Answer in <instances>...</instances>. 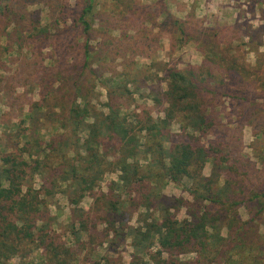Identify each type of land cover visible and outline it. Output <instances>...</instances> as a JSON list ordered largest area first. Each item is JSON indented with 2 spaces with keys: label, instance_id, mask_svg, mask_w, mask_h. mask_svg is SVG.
<instances>
[{
  "label": "trees",
  "instance_id": "trees-1",
  "mask_svg": "<svg viewBox=\"0 0 264 264\" xmlns=\"http://www.w3.org/2000/svg\"><path fill=\"white\" fill-rule=\"evenodd\" d=\"M68 2L0 0V28L3 22L6 27L12 25L8 32L0 29V39H5L0 50L5 54L17 46L38 56L48 46L53 52L61 51L64 58L73 52L72 64L67 65L60 55L54 61L57 66L47 67L64 71L65 78L46 81L39 75L47 70L42 64L36 70V85L47 89L71 81L75 96L65 114L50 112L51 117L44 114L37 120L52 121L53 129H61L58 138L44 143L39 133L47 127L37 128L35 121L29 134L19 135L26 137L29 148H17L0 158V264L23 256L24 247L30 244L42 251L37 264L75 261L78 254L66 248L51 229L55 221L48 207L57 191L75 206L66 229L75 237L76 246L84 249L93 246L94 236H99L93 226L103 224L102 241L109 248L116 249L130 239L128 264H149L143 256L153 264H175L176 257L187 254H194L188 264H264V233L260 232L264 225V156L258 149L255 162L243 154L241 134L248 106L255 105L249 91L264 93V71L248 65L231 44L220 41L218 32L223 30L203 28L189 22L190 16L174 18L165 8L168 0L152 6L134 0ZM35 5L47 10L44 26L29 10ZM105 5L108 10L103 9ZM159 36L167 38L172 49L192 43L202 57L199 66L178 70L167 64L161 68L166 84L160 94L162 118L137 114L135 122L129 121L111 92L104 104L107 113L87 101L82 87L92 57L98 60L102 55L99 60L105 65L121 59V66L130 63L127 57L132 53L150 58ZM258 97L264 99L263 94ZM33 105L38 113L45 107ZM224 116L230 118L223 123ZM173 124L179 126V134L171 132ZM34 151L38 159L29 164L23 156L33 157ZM141 157L149 159L147 164H140ZM206 163L211 166L209 176L203 175ZM111 172L118 173L117 182L109 184L107 193L96 194L99 181ZM35 176L42 181L38 190L33 187ZM184 179L190 181L186 189L190 201L162 197L159 190L166 181L181 185ZM116 189L136 196L129 207L144 208L145 212H136V227L124 223L126 203L115 199ZM85 196L93 199L90 211L79 208ZM181 208L187 218L178 220L176 212ZM240 209H245L246 220ZM81 233L87 234L88 242L80 241ZM110 233L112 239H108ZM155 244L158 248L151 253ZM111 262L105 260V264Z\"/></svg>",
  "mask_w": 264,
  "mask_h": 264
},
{
  "label": "rangeland",
  "instance_id": "rangeland-1",
  "mask_svg": "<svg viewBox=\"0 0 264 264\" xmlns=\"http://www.w3.org/2000/svg\"><path fill=\"white\" fill-rule=\"evenodd\" d=\"M134 1L142 6H152L158 0ZM68 3L73 4L74 0H69ZM207 3L204 0H179V2L177 0H168L165 8L168 12L170 10L173 12V14L170 13L174 18L184 20L190 16L189 22L200 24L203 28L223 30L222 33L218 32L219 40L231 44L239 58L243 59L248 65L251 67L257 66L264 71V0H220L219 2L217 1L216 5ZM223 7L228 8L229 11L225 12V8L221 10L220 8ZM103 9L108 10V5H105ZM29 10L39 16L42 26L47 23V10L42 5L32 6ZM183 11L185 12L183 15L179 14L183 13ZM229 12H232L233 15L230 18L228 17ZM225 14L228 15L226 16ZM163 18L164 16L160 17L158 21ZM6 24L3 22L0 29L2 31L7 29L8 32L12 29V25L6 27ZM146 26L151 28L148 24ZM153 32H157V30ZM96 35V33L93 34V36ZM112 36L116 37L117 33H112ZM61 40L66 42L65 39ZM96 43L97 41H92L91 44L96 45ZM4 47L5 39L1 38L0 49ZM151 49L150 58L139 57L132 53V55L127 57L130 63L124 66H121V59H115L112 64L105 65L100 63L99 60L102 55L98 56V60L92 57L89 62V68L86 69L85 73L87 74V78L85 77L84 80L85 88L82 87V92L87 94V101L96 106L98 111L107 113L104 104L108 102V92H111L115 97L116 103L122 106L121 113L129 121L135 122L134 118L137 114H140V117L149 114L153 119L162 118L164 106L160 101V94L161 90H165L166 84L162 81L163 71H161V68L165 69L167 64L178 70H183L189 65L199 66L202 57L194 44L179 45V47L172 49L170 41L164 36H159L157 43ZM36 52L38 55L39 50ZM41 52V55L32 56L27 51L18 50L17 46L5 54L0 50V158L4 154L14 152L17 148H29L30 145H27L26 137L19 135L29 134L35 125V121L37 128H40V125L47 127V129H41L39 133L44 143L48 144L51 138H58L57 135H61V131H59L61 129H53L54 123L52 121L41 119L38 122L37 120L44 114L51 117L50 112H56L59 115L65 114L64 109L67 110L69 108L68 105L75 99L72 93L71 81H68V83L65 81L55 83L54 86L47 89H42L36 85L37 68H42V64L44 68L57 66L54 61L60 60L59 56L62 54L61 51H57L58 53L53 52L48 46L45 48L43 46ZM144 53L149 54V51H144ZM64 57V55H61V58ZM73 58V52L69 51L68 57L64 58V62L70 65L73 63ZM52 68H47L44 74L39 71V75H44L46 81L65 78L64 71L57 67ZM152 90L154 91L152 92ZM249 92H251V95H249L255 105L253 107L248 106L247 109L249 113L247 124L241 130L242 146L243 154L250 157L252 161L257 162L255 153L257 154L258 149L262 150V155L264 156V99L263 97H258V95H264V93L261 91ZM52 102L58 104V107H53ZM78 102H80V99ZM35 103L44 104V109L38 113L33 105ZM224 106L227 108L225 112L228 113V104L226 102ZM224 118L222 120L223 123L230 117L224 116ZM171 132L179 134V126L173 124ZM84 135L81 134V138H84ZM207 140H211V137H208ZM202 142L205 143L207 141L202 140ZM35 154L36 151H34L33 157L24 154L23 158L31 164V162L38 159ZM108 160L111 161V158L109 157ZM148 160L141 157L140 164L145 165ZM210 168V163H206L203 175L209 176ZM117 177V172L104 174L94 192L96 194L98 192L107 193L109 184L117 182ZM41 184V178L35 176L33 178L34 189L38 190ZM189 186L190 181L188 179H184L181 185L166 181L159 191L162 197L168 199L181 198L190 201L191 198L186 191ZM63 188H65V184L62 185L61 190ZM58 192L54 196V203L48 207V211L55 221L51 225L53 233L60 236V240H62L66 248L78 254L75 257V261H71L69 264H94V262L95 264H105L106 259L112 261V264H128L132 252L130 239H127L116 249L109 248L107 242L102 241L103 230L105 229L103 224H99L97 227L94 225L92 228H95L94 230L99 234V236H94L95 244L93 246L85 247L86 249L76 246L75 237L66 229L75 206L69 204L67 197ZM113 194L115 199H121L126 203L124 205L126 206L124 223L131 227H136L138 225L136 212L137 214L145 212L144 208L137 209L136 205L129 207L128 202H131L130 199L136 198V196L124 191L121 193L117 189L113 191ZM92 204L93 199L85 196L81 199L79 208L84 211H90ZM96 211L94 210V212ZM98 212L100 213L101 209ZM240 214L243 220L247 219L245 209H240ZM176 218L178 220L187 218L185 208H181L176 212ZM260 232L261 234L264 233V225L260 226ZM109 238L112 239L111 233ZM80 241L88 242L89 237L87 234L81 233ZM157 248L158 245L155 244L150 252H156ZM24 250L23 256L14 257L7 264H37L42 260L40 257L42 251H35L32 244L26 245ZM167 257V255H163L162 258L167 259ZM176 258L175 264H188L194 261V254L181 255ZM143 259L147 263L153 264L149 262L148 257L143 256Z\"/></svg>",
  "mask_w": 264,
  "mask_h": 264
},
{
  "label": "crops",
  "instance_id": "crops-1",
  "mask_svg": "<svg viewBox=\"0 0 264 264\" xmlns=\"http://www.w3.org/2000/svg\"><path fill=\"white\" fill-rule=\"evenodd\" d=\"M205 1L208 2V3H211L212 5H214V4L216 5V4H217V1L219 2L220 0H204V2H205ZM177 2H179V0H177ZM208 3H207V4H208ZM257 5L260 6V4H258V3H257ZM224 8H225V12H228V11H229L228 8H226V7H223V8H220V9L222 10V9H224ZM170 12H171V10H170ZM171 13L173 14V12H171ZM177 13H178V12H177ZM184 13H185V12L183 11V13H179V14L183 15ZM229 13H230V14H229L228 17L230 18V17H232L233 15H232V12H229ZM225 15H226V14H225ZM227 15H228V14H227ZM227 15H226V16H227ZM179 19H181V18H179Z\"/></svg>",
  "mask_w": 264,
  "mask_h": 264
}]
</instances>
